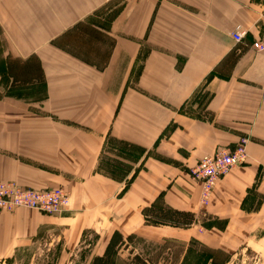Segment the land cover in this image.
Returning a JSON list of instances; mask_svg holds the SVG:
<instances>
[{"label":"crops","instance_id":"1","mask_svg":"<svg viewBox=\"0 0 264 264\" xmlns=\"http://www.w3.org/2000/svg\"><path fill=\"white\" fill-rule=\"evenodd\" d=\"M106 5L113 42L97 40L98 21L94 37L77 34L104 62L50 44ZM263 27L264 0H0V181L70 196L58 214L0 211V261L46 229L84 232L103 214L112 234L159 240L167 230L141 213L158 206L221 220L202 243L259 249L264 264V52L251 47ZM243 139L246 162L201 201L189 170ZM119 160L127 172L110 173L121 179L106 173Z\"/></svg>","mask_w":264,"mask_h":264},{"label":"rangeland","instance_id":"2","mask_svg":"<svg viewBox=\"0 0 264 264\" xmlns=\"http://www.w3.org/2000/svg\"><path fill=\"white\" fill-rule=\"evenodd\" d=\"M114 14L115 12H113V8L108 5L102 6L95 11V13L86 17L85 21L83 23L81 22V25L77 26L76 24L73 28L66 30L60 37L50 39V44L53 45L54 48H59L66 53L75 54L73 56L70 55L72 59L81 60L85 63H94L95 61L104 62L100 55H95L89 50V47L84 45L85 41L78 38L77 34L83 31L82 34H85V36L91 35L94 37V21H98L96 23V28L104 31L105 28L113 22L114 17L112 16H114ZM238 26L239 25L235 26L231 32L233 39V33ZM242 26L244 27V25ZM103 34V38L97 40H100V42L103 43L104 48L105 46H109L113 41H110V39L106 37L105 31ZM244 40L238 43H241ZM251 47L255 50L253 43L251 44ZM24 72L25 68L22 67L21 73L24 74ZM36 74L37 77L41 76V71L38 70ZM9 78L10 77L7 76L5 79ZM120 147L124 150L132 151L134 155L137 153V148L135 146L120 144ZM225 149V147L219 148L214 153L207 156H212L219 150ZM230 151L235 150L230 149ZM240 158L241 157L237 158L238 160L230 165L226 171H216L212 175L193 176L191 169L189 170L192 180L201 186V201L207 202L220 180L245 163H240ZM124 163L125 161L119 160L115 166L116 169H108L109 171L107 170V172L105 170L107 167H102V170H105L106 173L117 179H121V175H116L110 172L116 170L126 173L127 168ZM210 172L211 170H209V173ZM210 176H214V185L211 186V193H207V180ZM145 210L146 208L141 210L143 217L145 216ZM102 211L105 213L108 210L104 207ZM40 212L46 213L45 211ZM91 213L93 214V212ZM194 214L196 215L195 221L189 226H176L172 224H163L160 226L152 225L154 227L159 226L162 230H167L165 232L166 236H163V238H160L159 240L150 241L136 233L127 236V238H125L126 244L120 246V249L113 255V264H263L261 256L259 253H256L259 249L249 248L238 250L235 248L230 252H226L221 248H215L202 243L206 237L207 231H210L212 228L217 230L224 229L226 224H223L221 220L214 219L204 213ZM92 217L93 216H89V218H87L88 221L90 218L92 219ZM97 219L101 224H96V226H93L92 224L85 229L84 232L80 233L66 232L64 234L59 228L46 229L42 231L30 245L21 248L13 258L1 260L0 264H91L95 256L101 255L105 252L113 229L115 228L113 226L115 223H111L108 216L105 217L103 214L102 216H98ZM86 221L87 220L81 221L78 227H81ZM182 229L186 231L183 232ZM159 231L161 230L159 229ZM178 232L186 234H184L185 236L182 234L181 236H176L179 235ZM190 232H192V234H189ZM66 243H68L67 245H69L70 249L67 248L68 246ZM138 255L142 262H138L135 258Z\"/></svg>","mask_w":264,"mask_h":264},{"label":"built area","instance_id":"3","mask_svg":"<svg viewBox=\"0 0 264 264\" xmlns=\"http://www.w3.org/2000/svg\"><path fill=\"white\" fill-rule=\"evenodd\" d=\"M249 30L239 25L233 33L236 42H240L248 35ZM256 51H264V27L261 35L253 42ZM246 140H242L235 148L225 147L212 156H205L198 164L191 169L193 176L212 175L217 172L226 171L237 158L240 163L247 160ZM235 150V151H230ZM209 170L211 172L209 173ZM214 185V176L208 177L207 193H211V186ZM70 204L69 192L63 188L38 190L25 188L16 181H0V211H14L18 208H29L45 211L50 214H58L68 210Z\"/></svg>","mask_w":264,"mask_h":264},{"label":"trees","instance_id":"4","mask_svg":"<svg viewBox=\"0 0 264 264\" xmlns=\"http://www.w3.org/2000/svg\"><path fill=\"white\" fill-rule=\"evenodd\" d=\"M146 223L149 225L172 224L176 226H189L195 221V214L192 212L177 209L153 206L144 211ZM126 244V239L119 231H115L106 246L105 252L93 258L91 264H113V255L120 246ZM140 261L139 255L135 257Z\"/></svg>","mask_w":264,"mask_h":264}]
</instances>
